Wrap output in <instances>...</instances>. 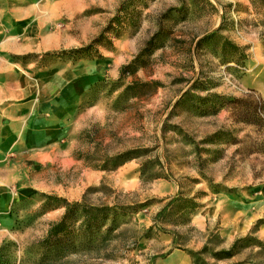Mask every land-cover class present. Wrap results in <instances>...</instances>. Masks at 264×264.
I'll return each instance as SVG.
<instances>
[{
	"label": "rangeland",
	"instance_id": "rangeland-1",
	"mask_svg": "<svg viewBox=\"0 0 264 264\" xmlns=\"http://www.w3.org/2000/svg\"><path fill=\"white\" fill-rule=\"evenodd\" d=\"M100 35V57L45 56ZM249 93L264 101V0H0L1 259L41 260L51 196L134 208L57 264H155L161 235L190 264H264V127L228 107Z\"/></svg>",
	"mask_w": 264,
	"mask_h": 264
},
{
	"label": "trees",
	"instance_id": "trees-1",
	"mask_svg": "<svg viewBox=\"0 0 264 264\" xmlns=\"http://www.w3.org/2000/svg\"><path fill=\"white\" fill-rule=\"evenodd\" d=\"M104 39L105 38L100 35L97 40H93L86 46L62 50L53 54L46 53L45 56L68 57L74 59L81 55L92 53L95 57H100L94 47L96 45H102L101 41ZM223 45L226 47L228 46L231 49H237L234 44L227 41H225ZM27 58L28 56L15 59ZM187 95L188 94L184 97L186 98ZM228 107H230L231 113L236 121H241L259 128L264 127V101L259 97H255L249 93L243 98H233L231 101H228ZM135 153L137 152L129 150L117 154L111 159L103 162L101 169L118 168L129 161L131 156ZM48 199H56L57 201H60L64 208V213L58 221L50 224L43 244L44 253L37 264H57L60 263L69 253L81 252L89 249L90 246H86L85 244L87 242L73 244V240L85 237L87 239L89 238L88 243H91V237L97 235L102 228L105 227L106 233L112 230L111 226L105 225L106 221H111L113 223L115 222L117 215L120 214L125 216L130 210L134 209L129 206H110L107 204L91 205L86 201L68 203L65 199L52 198L51 196H49ZM185 202L187 204L185 208L190 214L199 207V204L192 200H185ZM174 203H177L176 199H172L167 206ZM75 217L77 218L76 220L74 219ZM75 224L78 226L71 230L70 227H74ZM0 264H8V262H4L0 256Z\"/></svg>",
	"mask_w": 264,
	"mask_h": 264
},
{
	"label": "crops",
	"instance_id": "crops-1",
	"mask_svg": "<svg viewBox=\"0 0 264 264\" xmlns=\"http://www.w3.org/2000/svg\"><path fill=\"white\" fill-rule=\"evenodd\" d=\"M159 187H163V189H167L168 196L167 198L171 199L174 198L177 189L174 188L171 184L164 183L160 184ZM157 245L161 248H164L165 251H169L168 254L164 258H157L155 260V264H190L189 257L179 249H172L171 250V237L168 235H161L158 238ZM155 241V240H154ZM150 243V241H147Z\"/></svg>",
	"mask_w": 264,
	"mask_h": 264
}]
</instances>
